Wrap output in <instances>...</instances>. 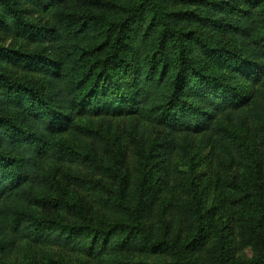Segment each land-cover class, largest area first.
Masks as SVG:
<instances>
[{
	"label": "trees",
	"instance_id": "1",
	"mask_svg": "<svg viewBox=\"0 0 264 264\" xmlns=\"http://www.w3.org/2000/svg\"><path fill=\"white\" fill-rule=\"evenodd\" d=\"M199 144L235 207L221 235L183 177ZM49 249L264 264V0H0V264Z\"/></svg>",
	"mask_w": 264,
	"mask_h": 264
},
{
	"label": "rangeland",
	"instance_id": "2",
	"mask_svg": "<svg viewBox=\"0 0 264 264\" xmlns=\"http://www.w3.org/2000/svg\"><path fill=\"white\" fill-rule=\"evenodd\" d=\"M247 139L250 144V149L257 152L259 144L254 134L250 133ZM218 162L219 157L210 145L199 144L194 149H189L182 171L184 173L183 177H187L185 180L187 193H192V186H194L193 189L195 192L202 196L205 208L207 210H213L212 217L214 218L215 228L221 235V231L225 225L232 219V212L235 210V207L229 203H226L224 208L222 206V202H224L223 193L227 185V180L222 175V170H220ZM237 175V169L234 168L230 172V176L237 177ZM217 234H215L214 238H216ZM225 237L230 248L235 250L234 257L237 260H250L256 256V248L241 245L240 237L236 233L233 234L230 230H227L225 231ZM220 239L221 236H219L218 240ZM43 252L44 249L32 244L25 246L23 253L27 261L30 262L39 260L43 256ZM47 252L51 258L59 261L61 264H75L73 262H75L76 257L66 251L49 249ZM85 262L83 260L81 263L78 262V264H86Z\"/></svg>",
	"mask_w": 264,
	"mask_h": 264
}]
</instances>
